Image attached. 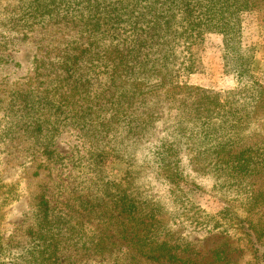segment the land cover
Returning a JSON list of instances; mask_svg holds the SVG:
<instances>
[{"label":"rangeland","instance_id":"rangeland-1","mask_svg":"<svg viewBox=\"0 0 264 264\" xmlns=\"http://www.w3.org/2000/svg\"><path fill=\"white\" fill-rule=\"evenodd\" d=\"M29 8L0 0V264H39L47 208L60 264H125L124 251L91 246L116 181L146 211L151 236L173 246V264H264L253 232L264 226V10L241 13L243 74L223 34L208 32L189 48L193 71L173 69L178 46L168 73L117 86L101 62L87 83L65 70L100 34ZM154 249L131 253L159 264Z\"/></svg>","mask_w":264,"mask_h":264},{"label":"trees","instance_id":"trees-1","mask_svg":"<svg viewBox=\"0 0 264 264\" xmlns=\"http://www.w3.org/2000/svg\"><path fill=\"white\" fill-rule=\"evenodd\" d=\"M29 9L33 16L47 14L69 21L79 31H86L91 36L100 34V38L86 40L77 46L80 51L65 61V70L70 78L78 75V81L87 83L91 81V71L101 66V62L107 67L111 83L117 81L118 86L131 77L129 74L168 73L162 72L168 71L162 63L178 57L175 51L178 46L182 49V60L180 64H173V69L193 71L189 48L208 32L223 34L226 56L234 61L236 72L243 74L249 69L245 51L250 48L243 47L241 43V13L262 12L264 0H31ZM61 15L64 17H58ZM105 37L111 41L103 48L99 42ZM251 71L250 68L249 73ZM124 93L123 90L120 96L124 97ZM97 152L99 159L103 160L105 152ZM128 164L129 168L133 165ZM172 174L178 177L177 170H173ZM123 180L130 187L132 173L129 169L124 173ZM112 185L118 192L111 194L113 205L108 203L104 210H99V236L93 238L92 248L100 255L109 251L111 256L115 250H122L127 256L125 264H144L141 256L133 255L131 250L137 248L140 252L145 246L157 247L152 250L155 255L151 256L152 262L173 264V246H167L151 236L150 225L146 221L148 217L144 214L146 211L131 196L130 188H122V181ZM260 196L264 197V192ZM42 217L44 225L37 230V236L43 242V250L38 251L41 253L39 264H60L61 242L53 230L48 208ZM250 226L244 232L248 235L254 232L257 240L262 241L264 226L260 225L262 228L253 232H250ZM225 252L223 250L220 256Z\"/></svg>","mask_w":264,"mask_h":264}]
</instances>
